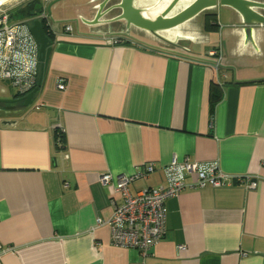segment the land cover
<instances>
[{
  "label": "crops",
  "instance_id": "crops-1",
  "mask_svg": "<svg viewBox=\"0 0 264 264\" xmlns=\"http://www.w3.org/2000/svg\"><path fill=\"white\" fill-rule=\"evenodd\" d=\"M100 2L64 0L74 11L50 23L125 42L53 43L35 112L0 104V264H264V26L245 42L226 9L158 33L111 22L118 12L84 25ZM173 156L216 163L226 181L188 175L150 256L114 246L106 223L120 200L99 177L152 164L129 184L136 196L165 186Z\"/></svg>",
  "mask_w": 264,
  "mask_h": 264
},
{
  "label": "built area",
  "instance_id": "built-area-1",
  "mask_svg": "<svg viewBox=\"0 0 264 264\" xmlns=\"http://www.w3.org/2000/svg\"><path fill=\"white\" fill-rule=\"evenodd\" d=\"M9 4H0V81L6 82L15 90L12 94L15 98L25 97L38 83L39 45L29 32L33 21L42 20L47 34L53 36L55 42L68 41L95 46L125 42L116 36L96 38L73 35V28L68 24L62 26L61 32L55 31L45 8L27 19L15 20L10 15L14 7H9ZM219 61L220 57H217V64ZM58 89L64 90L65 86L59 85ZM38 106L40 105H35L36 109ZM162 169L165 186L144 190L136 196L129 193L128 186L152 173V164L147 165L144 172L131 176L113 177L105 173L99 177L101 184H113L114 192L120 200L106 223L110 228V241L114 246L133 250L144 257L150 256L151 250L165 231L164 202L168 198L178 197L185 190L186 177L193 174L196 176V186L210 184L214 188L222 186L227 178L216 163L200 164L178 156L171 157ZM255 186L254 182L247 185L249 189Z\"/></svg>",
  "mask_w": 264,
  "mask_h": 264
},
{
  "label": "water",
  "instance_id": "water-1",
  "mask_svg": "<svg viewBox=\"0 0 264 264\" xmlns=\"http://www.w3.org/2000/svg\"><path fill=\"white\" fill-rule=\"evenodd\" d=\"M62 1L64 0H51L49 3L46 10L49 21L51 18V8L55 3H61ZM96 1L99 0H88L86 4L87 8H91L92 3ZM133 2L134 0H101L95 9L94 18L92 20L83 19L81 21L86 26H93L99 23V20L105 15L111 16L118 12L119 14L114 16L111 22H124L127 27L133 26L150 33H158L177 28L201 13H206L210 10L226 9L235 13L239 18V26L244 35L245 42L252 41L251 36L253 35L255 26H264V14H262L264 12V2L258 0H194L175 15L168 16L169 12L179 2V0H171L160 14L153 17H146L143 12L144 10L136 8ZM29 32L39 45L40 72L38 83L34 90L25 97L0 99V104H7L11 109H14L15 105L20 103L23 108L33 104L47 72L52 45L56 43L53 36L47 34L42 20L33 21L29 27ZM55 162L56 159L53 158L52 163L54 166Z\"/></svg>",
  "mask_w": 264,
  "mask_h": 264
},
{
  "label": "bare ground",
  "instance_id": "bare-ground-1",
  "mask_svg": "<svg viewBox=\"0 0 264 264\" xmlns=\"http://www.w3.org/2000/svg\"><path fill=\"white\" fill-rule=\"evenodd\" d=\"M14 0H0V4L10 3ZM171 0H134L133 4L138 9H143L144 15L146 17H153L160 14L167 6ZM194 0H179L174 9L169 12L168 16L175 15L188 5H190ZM152 6L151 8H149ZM168 37V36H167Z\"/></svg>",
  "mask_w": 264,
  "mask_h": 264
},
{
  "label": "rangeland",
  "instance_id": "rangeland-1",
  "mask_svg": "<svg viewBox=\"0 0 264 264\" xmlns=\"http://www.w3.org/2000/svg\"><path fill=\"white\" fill-rule=\"evenodd\" d=\"M27 1L28 0H14V1L10 2L9 7L15 8V7H18L20 4L27 2ZM81 1H82V3H80L79 5L85 9L87 7L86 4L88 3V0H81ZM46 10H47V8H46ZM72 11H74L73 8H70L69 6H66V5L58 2V3H55V5H53V7L51 8V17H53V18L64 17V16L72 14ZM0 88H3L6 90L4 95L0 94V99H10L11 95L15 92V90L12 87H10V85L7 84L6 82L0 81ZM34 112H35V110L31 107V105L24 108V110H23V113H25V114H30V113H34Z\"/></svg>",
  "mask_w": 264,
  "mask_h": 264
},
{
  "label": "trees",
  "instance_id": "trees-1",
  "mask_svg": "<svg viewBox=\"0 0 264 264\" xmlns=\"http://www.w3.org/2000/svg\"><path fill=\"white\" fill-rule=\"evenodd\" d=\"M42 4V0H28L27 2L20 4L18 7L13 8L10 11V15L15 20L27 19L37 14L41 10ZM211 17L215 18V15H212Z\"/></svg>",
  "mask_w": 264,
  "mask_h": 264
}]
</instances>
